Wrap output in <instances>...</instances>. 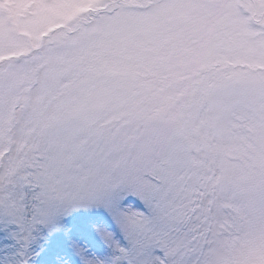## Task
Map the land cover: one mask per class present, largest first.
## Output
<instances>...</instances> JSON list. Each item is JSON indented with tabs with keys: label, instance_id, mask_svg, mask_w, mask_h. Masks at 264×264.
Here are the masks:
<instances>
[{
	"label": "snow or ice",
	"instance_id": "obj_1",
	"mask_svg": "<svg viewBox=\"0 0 264 264\" xmlns=\"http://www.w3.org/2000/svg\"><path fill=\"white\" fill-rule=\"evenodd\" d=\"M0 264H264V0H0Z\"/></svg>",
	"mask_w": 264,
	"mask_h": 264
}]
</instances>
